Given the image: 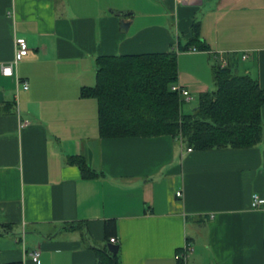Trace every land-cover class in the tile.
<instances>
[{
    "label": "crops",
    "instance_id": "crops-1",
    "mask_svg": "<svg viewBox=\"0 0 264 264\" xmlns=\"http://www.w3.org/2000/svg\"><path fill=\"white\" fill-rule=\"evenodd\" d=\"M194 22L207 51L181 49ZM17 37L28 90L1 73ZM171 51L193 97L213 91L223 62L264 89V0H0V264H95L107 220L122 264H264V206H251L264 198V136L202 152L170 136L101 139L97 101L81 97L98 57ZM70 156L103 175L84 178Z\"/></svg>",
    "mask_w": 264,
    "mask_h": 264
},
{
    "label": "trees",
    "instance_id": "trees-1",
    "mask_svg": "<svg viewBox=\"0 0 264 264\" xmlns=\"http://www.w3.org/2000/svg\"><path fill=\"white\" fill-rule=\"evenodd\" d=\"M192 34L182 51L192 46L207 51L209 47L201 38L199 22L193 23ZM96 69V84L83 87L81 97L97 101L101 139L170 136L198 152L251 149L263 140L264 89L257 79L236 74L229 65L214 67L217 89L201 93L190 114L183 113L185 102L172 91L179 77L178 54L174 51L100 56ZM67 162L77 166L86 179L103 175L93 171L83 156H70ZM75 227V224L65 226ZM116 231V220H107L108 242ZM93 250L95 264H122L120 249L116 254L106 247Z\"/></svg>",
    "mask_w": 264,
    "mask_h": 264
},
{
    "label": "built area",
    "instance_id": "built-area-1",
    "mask_svg": "<svg viewBox=\"0 0 264 264\" xmlns=\"http://www.w3.org/2000/svg\"><path fill=\"white\" fill-rule=\"evenodd\" d=\"M201 0H176V2L178 4H184V3H198ZM15 58L14 60L9 63V64H2L1 65V73L3 76L5 77H16L15 75V68L17 67L18 63L25 57L27 56L28 52H29V47H28V42L25 38H21V37H17L15 39ZM191 51H197L196 48H191ZM227 63L223 62V67L226 66ZM16 82H17V86H21L24 90H28L29 89V84L27 81H23L21 80L19 77H16ZM172 91L176 92L180 95L181 100H183L185 103H191L195 100V98L190 94V92L179 86V85H174L172 87ZM29 125L28 121H23L21 123L22 128H25ZM192 150V149H191ZM190 150V151H191ZM177 196L180 197L181 193H177ZM251 206L252 209L256 210V209H260L264 206V198H262L260 195L258 194H254L252 196V202H251ZM24 236V234H23ZM22 236V237H23ZM21 244L24 243L23 238H20L19 241ZM111 243L112 244H117L118 240L116 238H112L111 239ZM192 251V246L188 243L184 249L182 250V252H180L178 254V259L180 261L186 262L187 257H188V253ZM32 260L36 263L39 262V258H40V252L39 251H35L31 254Z\"/></svg>",
    "mask_w": 264,
    "mask_h": 264
},
{
    "label": "rangeland",
    "instance_id": "rangeland-1",
    "mask_svg": "<svg viewBox=\"0 0 264 264\" xmlns=\"http://www.w3.org/2000/svg\"><path fill=\"white\" fill-rule=\"evenodd\" d=\"M122 26V25H121ZM121 31H122V28H121ZM124 35H125V33H123ZM242 65H246V64H242ZM235 73L236 74H239V75H242L241 73H240V71L238 72V71H236L235 70ZM217 88H216V85L214 86V88H213V91H215ZM195 98V100L191 103V104H188V105H183V107H182V111H184L183 113L184 114H190L191 112H193V110L197 107V104H198V98H196V97H194Z\"/></svg>",
    "mask_w": 264,
    "mask_h": 264
},
{
    "label": "water",
    "instance_id": "water-1",
    "mask_svg": "<svg viewBox=\"0 0 264 264\" xmlns=\"http://www.w3.org/2000/svg\"><path fill=\"white\" fill-rule=\"evenodd\" d=\"M130 24H131L130 22H122V32L123 33H127L128 32V29L130 27ZM108 249H109V251L111 253L116 254L119 251L120 247H119V245L110 243L108 245Z\"/></svg>",
    "mask_w": 264,
    "mask_h": 264
}]
</instances>
